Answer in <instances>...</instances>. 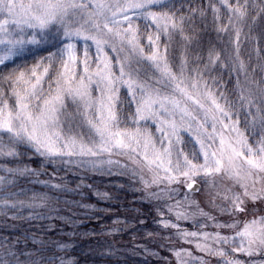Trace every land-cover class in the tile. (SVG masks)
<instances>
[{
	"label": "snow or ice",
	"instance_id": "snow-or-ice-1",
	"mask_svg": "<svg viewBox=\"0 0 264 264\" xmlns=\"http://www.w3.org/2000/svg\"><path fill=\"white\" fill-rule=\"evenodd\" d=\"M262 42L264 0H0V216L49 219L84 188L111 199L61 171L125 176L153 204L149 236L264 264ZM70 248L9 233L0 264H79Z\"/></svg>",
	"mask_w": 264,
	"mask_h": 264
},
{
	"label": "trees",
	"instance_id": "trees-1",
	"mask_svg": "<svg viewBox=\"0 0 264 264\" xmlns=\"http://www.w3.org/2000/svg\"><path fill=\"white\" fill-rule=\"evenodd\" d=\"M205 35L210 39L215 33ZM30 166L36 167L35 164ZM47 171L51 173L52 170L49 168ZM59 178H63L70 188L75 187L82 178L84 184L109 193L111 199L100 200L91 189L84 188L83 196L74 193L63 195L61 203L56 205L58 212L52 213L49 219L32 220L25 213V218L6 223L2 221L5 218L0 216V237L13 233L11 228L15 226L19 229L16 230L17 236H27L29 243L33 237L38 242L44 241L49 247L54 242L68 243L71 245L69 255L79 264H176L171 249L178 248L180 241L168 230H160L158 235H148L158 230L154 223L155 209L152 202L143 198L141 191L130 185L127 177L70 170L58 172ZM20 183L23 184V180ZM80 204L93 205L100 211L80 207ZM116 218L131 223L126 227L113 224ZM141 219L144 224L139 223ZM117 227L123 228V231H110ZM164 236H170V239L163 240ZM145 247L156 255L145 252Z\"/></svg>",
	"mask_w": 264,
	"mask_h": 264
},
{
	"label": "rangeland",
	"instance_id": "rangeland-1",
	"mask_svg": "<svg viewBox=\"0 0 264 264\" xmlns=\"http://www.w3.org/2000/svg\"><path fill=\"white\" fill-rule=\"evenodd\" d=\"M260 30H261V29H260V26H259V23H258L257 33H259ZM201 35H202V39H203V40H205V41L209 40V38L205 35V33H202ZM214 36H215V35H214ZM214 36H210V37H212V38H210V39H213ZM262 46H264V42H262ZM250 50H251V49L249 48V51H250ZM252 63H255V60H253ZM258 75H259V70L257 69V76H258ZM229 87H231V85H229ZM195 199L200 203V207H202L205 211H212L213 214H215L214 209H212V208L210 207L209 203H208L209 198H208L207 195L199 194V193H198V194L196 195ZM221 219H223V217H221ZM2 221H6V220L3 219ZM9 221H10V220H7L6 223H9ZM11 229H12V231H13L12 234H13V235H17V234H16V230H19V229H17L15 226H14L13 228H11ZM21 238H22V237H21ZM180 243H181V245L179 244V247H178V248H181V247L189 248V249L192 250L194 256H204L203 253L198 252V251L194 248V245L185 244V243H183V242H181V241H180ZM204 259L206 260L207 264H217V259H218V258H216V257H208V256H204ZM241 259H244L245 261H247L249 258L241 256ZM253 259L259 260L260 257L257 256V257H254Z\"/></svg>",
	"mask_w": 264,
	"mask_h": 264
}]
</instances>
